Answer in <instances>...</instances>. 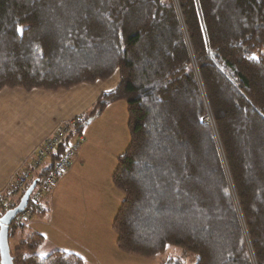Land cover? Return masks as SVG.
<instances>
[{
    "label": "trees",
    "instance_id": "1",
    "mask_svg": "<svg viewBox=\"0 0 264 264\" xmlns=\"http://www.w3.org/2000/svg\"><path fill=\"white\" fill-rule=\"evenodd\" d=\"M115 74L67 143L126 103L129 144L112 175L117 249L149 260L180 250L159 264H264V0H0V91L55 93ZM63 152L33 172L15 206ZM47 194L31 193L8 241L47 215ZM42 242L21 239L12 263L84 264L40 258Z\"/></svg>",
    "mask_w": 264,
    "mask_h": 264
},
{
    "label": "crops",
    "instance_id": "2",
    "mask_svg": "<svg viewBox=\"0 0 264 264\" xmlns=\"http://www.w3.org/2000/svg\"><path fill=\"white\" fill-rule=\"evenodd\" d=\"M117 84L115 74L105 82L55 93L0 91V190L31 164L35 148L60 123L84 115L101 93L111 91ZM103 117L110 127L97 141L99 132L93 135L92 130ZM127 121L126 103L119 101L106 107L83 129L75 159L43 199L47 215L32 219L21 233L42 238L37 249L40 258L60 252L77 256L84 264H131L127 258L130 256L117 249V236L112 230L122 199L113 187L112 175L118 157L129 144V134L125 143Z\"/></svg>",
    "mask_w": 264,
    "mask_h": 264
},
{
    "label": "built area",
    "instance_id": "3",
    "mask_svg": "<svg viewBox=\"0 0 264 264\" xmlns=\"http://www.w3.org/2000/svg\"><path fill=\"white\" fill-rule=\"evenodd\" d=\"M205 122H208L209 119L205 118ZM73 129V122H63L60 123L57 128L54 130V133L46 138L44 142L40 145V150H37V154L39 157V161L35 160L34 164L30 165L27 170L22 173H17L15 176L11 178L10 184L7 188V195L10 193H19L25 189L29 181L31 180V176L33 172L36 170L38 164H40L41 160L43 161L44 158L50 157L51 153H55L58 148H63L64 152L57 160L54 165L53 171L51 176L46 180L44 184H42L39 188L35 187L32 194L34 195V200H38L43 197L48 190L52 187V185L56 182L58 177L62 175L72 164L73 160L75 159L78 151V147L80 142L77 140L74 143H66L67 137L71 133ZM81 140V139H80ZM79 141V140H78ZM40 162V163H39ZM6 198L4 196H0V206H3L4 210L7 208L11 209V203L6 202ZM8 209V210H9ZM28 218V214L23 212L20 214L19 217L14 219V225L21 224L24 220Z\"/></svg>",
    "mask_w": 264,
    "mask_h": 264
},
{
    "label": "rangeland",
    "instance_id": "4",
    "mask_svg": "<svg viewBox=\"0 0 264 264\" xmlns=\"http://www.w3.org/2000/svg\"><path fill=\"white\" fill-rule=\"evenodd\" d=\"M119 105H117V107H118ZM121 106V105H120ZM88 112V111H87ZM120 112V111H119ZM120 116V115H119ZM98 117V116H97ZM96 118V117H95ZM105 117H103V119H100L99 121H97L96 122V125L93 127V130H92V132H93V135H94V131H98L99 133L97 134L98 135V137H97V141L99 140V138H100V135H102V133H103V131L106 129V128H109L110 126H109V123H105L104 122V119ZM93 120V119H92ZM73 121V120H72ZM63 123V122H62ZM116 123V121L113 123V125ZM88 125V124H87ZM86 125V126H87ZM113 125H112V127H113ZM120 125H123V122H121L120 121ZM85 126V127H86ZM84 127V128H85ZM116 127H113V129H115ZM72 131H73V129H72ZM71 131V132H72ZM54 133V131L48 136V137H50L52 134ZM71 134V133H70ZM69 134V135H70ZM82 134V133H81ZM68 135V136H69ZM96 136V135H95ZM95 136H94V139H95ZM126 140H125V143H127L128 144V131H126ZM47 137V138H48ZM81 137L82 136H79L78 138L76 137V136H74V137H72V139L70 140V141H68V142H70V143H74L77 139L79 140H77V142H80L81 140ZM68 138V137H67ZM95 141H96V139H95ZM67 143V142H66ZM81 143V142H80ZM40 146H38L37 148H35V150H34V152H33V160H32V162H31V164L30 165H32V164H34V162H35V160H37V161H39L38 159H39V157H38V154H37V150H40V148H39ZM125 147H126V144H125ZM78 149H79V147H78ZM53 153H51L50 155H52ZM50 157H46V158H44L43 159V161L41 160L39 163L40 164H38V166H37V168H36V170L35 171H37L38 170V168H42L45 164H47V163H49L50 162V159H49ZM30 165H28V166H26L25 168H23V169H21L20 171H19V173H22V172H24L25 170H27L28 168H29V166ZM67 171V170H66ZM63 175V174H62ZM62 175H60L59 177H58V179L57 180H59V178L62 176ZM57 180H56V182H57ZM11 181V180H10ZM55 182V183H56ZM10 183V182H9ZM9 185V184H8ZM8 187V186H7ZM52 189V188H51ZM51 189H49L48 190V193L50 192V190ZM7 188H5V189H3V190H0V196H4L5 198H6V200H5V203L6 202H8V203H11V204H13V206L12 207H14L15 206V201L18 199L17 197H19L18 196V193H10V194H8L7 195ZM7 195V196H6ZM11 207V208H12ZM1 209H5L3 206H0V210ZM21 230V229H20ZM23 231H21V232H19V233H17V235L15 236V237H13V238H11V239H9V241H8V245H9V248H10V250H13L15 247H16V245L18 244V242L21 240V239H23L24 237H26L27 235H29V234H27L26 236H24V235H22L21 233H22ZM181 252H180V250H178V249H173V248H169V249H167V250H165V252H163V254H161L160 256H158V257H156V258H154V259H151V260H149V259H143V258H139V257H135V256H130V257H127L128 258V260L131 262V264H159L161 261L163 262V260H166V259H169L170 257H174V258H179L180 257V254ZM129 256V255H128ZM133 257V258H132ZM189 262H190V260L189 259H185V260H183V263L184 264H189Z\"/></svg>",
    "mask_w": 264,
    "mask_h": 264
},
{
    "label": "water",
    "instance_id": "5",
    "mask_svg": "<svg viewBox=\"0 0 264 264\" xmlns=\"http://www.w3.org/2000/svg\"><path fill=\"white\" fill-rule=\"evenodd\" d=\"M35 186L36 182H32L22 194L18 205L6 211L0 218V264H13L8 245L9 227L12 221L27 208L28 200Z\"/></svg>",
    "mask_w": 264,
    "mask_h": 264
},
{
    "label": "snow or ice",
    "instance_id": "6",
    "mask_svg": "<svg viewBox=\"0 0 264 264\" xmlns=\"http://www.w3.org/2000/svg\"><path fill=\"white\" fill-rule=\"evenodd\" d=\"M17 31L22 35L23 34V29L22 28H17Z\"/></svg>",
    "mask_w": 264,
    "mask_h": 264
},
{
    "label": "bare ground",
    "instance_id": "7",
    "mask_svg": "<svg viewBox=\"0 0 264 264\" xmlns=\"http://www.w3.org/2000/svg\"><path fill=\"white\" fill-rule=\"evenodd\" d=\"M33 182H34V181H33ZM31 183H32V182H31ZM9 184H10V183H9ZM54 185H55V183L52 185L51 188H53ZM8 186H9V185H8ZM7 188H8V187H7ZM51 188H50V189H51ZM23 193H24V192H23ZM13 195H14V194H13ZM6 196H7V195H6ZM28 202H29V200H28ZM18 203H19V202H18ZM17 205H18V204H17ZM17 205H16V206H17ZM16 206H15V207H16ZM5 209H6V208H5ZM8 209H9V208H7V211H8ZM9 210H10V209H9ZM19 215H20V214H19Z\"/></svg>",
    "mask_w": 264,
    "mask_h": 264
}]
</instances>
